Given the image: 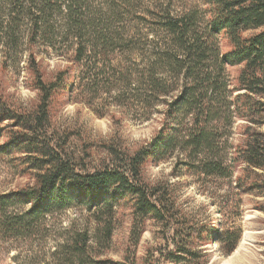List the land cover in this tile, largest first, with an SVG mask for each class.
Wrapping results in <instances>:
<instances>
[{"label": "rangeland", "instance_id": "374dc122", "mask_svg": "<svg viewBox=\"0 0 264 264\" xmlns=\"http://www.w3.org/2000/svg\"><path fill=\"white\" fill-rule=\"evenodd\" d=\"M73 2L78 5L69 18L63 7L51 5L40 14L37 0H0V99L29 116L50 90L46 140L85 173L118 164L115 153L123 158L147 148L164 124L168 102L180 91L178 65L165 58L167 51L158 58L157 72L168 94L158 95L149 84V34L158 33L161 15L193 7L195 30L210 28L202 0ZM215 36L218 46L207 54L216 61L201 65L197 95L168 119L178 137L141 166L144 183L173 197L170 221L145 218L136 241L131 203L115 199L111 209L94 213L73 202L35 218L15 235L0 222V264H72V243L81 235L87 239L81 264H264V170L251 166L244 152L251 139L264 162V93L254 85L253 91L240 88L244 64H223L217 52H228L230 45L222 34ZM198 108V126L204 124L207 140L195 147L190 136ZM9 124L0 123V144ZM38 158L0 149V196L33 185L31 164ZM27 206L0 203L10 217ZM102 215L108 216L109 238L105 219L96 221ZM216 228L240 231L231 251L216 240ZM182 247L193 253H183L180 262L167 259Z\"/></svg>", "mask_w": 264, "mask_h": 264}, {"label": "trees", "instance_id": "16d2710c", "mask_svg": "<svg viewBox=\"0 0 264 264\" xmlns=\"http://www.w3.org/2000/svg\"><path fill=\"white\" fill-rule=\"evenodd\" d=\"M16 1L18 0H13L14 3ZM23 1L26 2V0ZM53 1L55 0H37L39 13H43L51 5L57 6L58 9L63 7L68 12L67 16L71 18L73 5H78L73 0H63V4L58 6V2ZM202 3L207 27L210 28L209 33L195 30L193 24L197 19L196 9L191 7L179 14L163 13L158 33L149 34L151 37L148 40L151 46L149 55L152 60L151 69H149L151 89L161 96L168 94V90L162 89L164 87L162 72H157V61L161 62L158 58L166 51L170 55L167 53L164 55L165 58L168 61H175L178 65V81H180L178 86L180 85L181 88L178 95L168 102V108L163 117L164 124L147 148L123 158L115 153L116 160L120 161L118 164L112 163L93 171L79 173L73 167V162L71 163L63 154L50 147L44 133V122L48 118L50 90L43 93L38 108L29 116H24L0 99V123L11 121V124L7 125L9 128L6 132L7 139L0 144V149L13 148L27 154L35 153L40 157L31 164V167L36 170L33 185L0 196V203L4 207L11 203L28 205L21 215L17 214L14 217H10L5 208H0L2 211L0 222L8 233L18 234L35 218L44 217L55 208H68L73 202L82 203L86 209L91 211L93 209L92 212L99 213L111 209L115 199L121 198L124 202L131 203L135 211L136 217L132 230L136 241L139 239L140 227L145 218L151 216L160 222L170 221L175 209L173 197L168 195L165 198L155 187L144 183L140 177L141 166L147 158L152 156L153 151L158 148L164 149L168 143L178 137L176 130L169 127L168 119L173 115L175 107L197 95L199 91L197 77L200 75L201 65L207 64V61L209 63L216 61L215 57L207 54L213 45L218 46L215 33L222 34L230 45L228 52L224 54L217 52L222 63L244 64L239 76L240 88L253 91L252 85H254L258 87L259 93H264V28L261 29L264 26V0H202ZM247 30L258 31L245 35L244 32ZM207 70H209L208 66ZM60 83L63 84V81ZM38 85L42 89L45 87L42 82ZM196 110L192 125L195 131L190 136L192 140L190 143L195 147L207 140L204 124L198 126L197 122V115L201 113L202 108ZM2 132L1 129L0 136ZM257 147L258 144L249 139L245 143L244 152L247 154L248 163L263 171L264 162L258 159ZM207 165L210 171L214 169L215 164ZM101 219H105L104 222L107 225L105 229L109 238L111 226H109L108 216L106 218H103V215L99 216L96 221L101 222ZM214 235L228 252L238 242L240 231L233 228L232 230L216 228ZM85 237L78 236L72 243L71 252L75 256L72 264H81V256L85 252L87 242ZM185 248H179L180 250L177 251L181 253L171 254L167 259L180 262L183 259V253H193L192 250H185Z\"/></svg>", "mask_w": 264, "mask_h": 264}]
</instances>
